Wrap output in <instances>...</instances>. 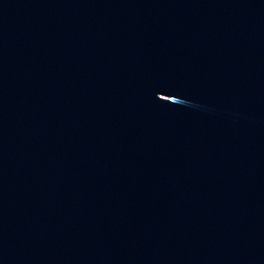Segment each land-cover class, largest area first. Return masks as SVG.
Returning <instances> with one entry per match:
<instances>
[{"label":"water","instance_id":"1","mask_svg":"<svg viewBox=\"0 0 264 264\" xmlns=\"http://www.w3.org/2000/svg\"><path fill=\"white\" fill-rule=\"evenodd\" d=\"M0 264H264V0H0Z\"/></svg>","mask_w":264,"mask_h":264}]
</instances>
